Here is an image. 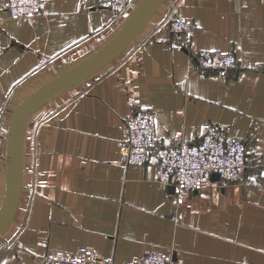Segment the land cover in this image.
I'll use <instances>...</instances> for the list:
<instances>
[{"label": "crops", "instance_id": "obj_1", "mask_svg": "<svg viewBox=\"0 0 264 264\" xmlns=\"http://www.w3.org/2000/svg\"><path fill=\"white\" fill-rule=\"evenodd\" d=\"M6 2L0 264L82 245L115 264L152 250L170 264H264V0H131L121 14L44 0L30 20L11 18ZM172 18L196 24L190 41L169 30ZM200 49L233 51L238 65L201 75ZM138 107L154 110L160 144L205 123L243 137V178L179 202L157 179L155 150L144 164L122 158L124 117Z\"/></svg>", "mask_w": 264, "mask_h": 264}, {"label": "built area", "instance_id": "obj_2", "mask_svg": "<svg viewBox=\"0 0 264 264\" xmlns=\"http://www.w3.org/2000/svg\"><path fill=\"white\" fill-rule=\"evenodd\" d=\"M101 7L121 14L131 0H96ZM44 0H7L6 8L11 18L30 20L42 12ZM88 7V0H79V10ZM51 20V18H49ZM196 24L181 18H172L168 28L173 33H183L190 41ZM1 53V46H0ZM194 61L201 75L211 70L225 75L236 68L238 59L233 51L200 49ZM124 137L119 140L122 158L127 164H144L151 151L158 156L157 179L174 188L179 202L186 191L217 187L223 182H238L248 167L247 145L243 137L217 132L210 123L201 126L202 132L191 139L176 136L170 143L158 142L155 112L151 108H133L124 117ZM258 174L264 177V166ZM43 264H115L113 260L96 255L85 245L74 252L47 255ZM122 264H170L160 251H148Z\"/></svg>", "mask_w": 264, "mask_h": 264}, {"label": "water", "instance_id": "obj_3", "mask_svg": "<svg viewBox=\"0 0 264 264\" xmlns=\"http://www.w3.org/2000/svg\"><path fill=\"white\" fill-rule=\"evenodd\" d=\"M139 24H140V23H139ZM139 24H136V25H139ZM136 25H134V26L132 27V29L129 30L130 33L134 30V28L136 27ZM14 183H16V174L13 175V184H14ZM169 188H170L172 191H174V188H173L172 186H169ZM9 216H10V214H9V209H7V212H6V214L3 216V219H2V223H3V224H6V222L9 221ZM0 231H1V228H0Z\"/></svg>", "mask_w": 264, "mask_h": 264}]
</instances>
